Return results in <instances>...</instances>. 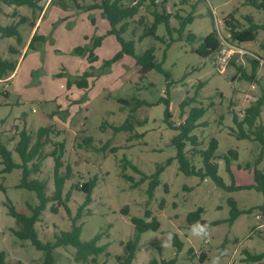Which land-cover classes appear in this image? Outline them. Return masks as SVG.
Returning a JSON list of instances; mask_svg holds the SVG:
<instances>
[{
    "label": "rangeland",
    "instance_id": "obj_1",
    "mask_svg": "<svg viewBox=\"0 0 264 264\" xmlns=\"http://www.w3.org/2000/svg\"><path fill=\"white\" fill-rule=\"evenodd\" d=\"M96 2L101 0H39L46 10L38 35L45 41L28 49L30 21L42 10L33 13L26 5L8 6L0 0V24H11L22 16L28 18L19 27L21 42L0 35V55L18 61L15 72L0 79L3 141L13 150L15 161L20 162L14 151L19 132L26 128L35 139L41 127H50V141L42 151L50 154L56 142H64L61 172L67 167L71 170L64 188V196L71 192L69 210L59 205L55 213L52 206L57 202H49L36 225L40 239L54 241L55 234L70 231L75 220L82 228L83 241L102 234L98 245H105V251L80 261L75 247L62 246L54 250L56 263L119 264L127 256L126 243L135 233L131 218L156 217L160 228L142 234L132 264H149L154 257L170 259L177 254L176 264H264V258L247 261L244 253L264 252V195L255 188H238L254 183L256 168L264 171V145L252 139L254 135L238 139L234 121V117L243 120L239 112L264 98V30H258L255 41L238 42L231 39L226 23L228 20L246 28L245 16L251 15L256 23L263 24L264 11L245 0H158L157 8L165 7L166 13L172 15L175 41L168 47L171 37L165 24L157 29L163 41L152 36L139 41L144 25L153 22V8L145 2L123 36L135 39L138 54L154 46L157 61L171 77L151 70L141 78L135 58L121 53V44L111 33L102 9L88 7ZM191 13L194 21L179 37L176 15ZM215 28L223 41L221 50H233L226 64L220 61L221 50L209 57L197 53ZM189 33L195 36L191 40ZM254 60L259 61L255 70ZM80 80L85 81L82 86L78 85ZM162 98L170 100L169 122L175 125L182 123L193 107L206 108L193 134L198 136L200 149L216 138V154L223 156L232 149L238 152V159L231 161V171L225 159L219 160V175L230 189L217 186L210 177L187 175L180 170L172 144L178 130L166 120ZM189 98L195 101L183 113L180 104ZM127 121L130 129L115 131V126ZM256 124L264 126V104ZM89 137L92 140L87 143ZM190 149L188 143L187 150ZM170 158H174L172 163L166 165ZM194 163L201 167L202 158L196 155ZM161 166L165 167L150 195V186ZM4 167L0 163V251L5 253L7 264L41 262L44 252L14 234L13 229L20 227L7 207L10 201L18 211L29 215L30 206L38 205L39 199L36 192L18 187L22 169L4 172ZM53 171L54 160L46 157L41 171L31 176L47 182L49 196L55 188ZM94 177L97 184L92 200L85 205L86 194L80 186ZM231 200L242 212L233 222ZM199 208L203 209L200 221L190 224L188 214ZM147 210L152 217H146ZM194 227L204 228L207 235H194ZM174 234L184 244L179 253L173 244Z\"/></svg>",
    "mask_w": 264,
    "mask_h": 264
},
{
    "label": "trees",
    "instance_id": "obj_2",
    "mask_svg": "<svg viewBox=\"0 0 264 264\" xmlns=\"http://www.w3.org/2000/svg\"><path fill=\"white\" fill-rule=\"evenodd\" d=\"M8 6H28L32 9L33 13L37 9L43 10V7L39 5V0H1ZM158 0H133L131 4L125 5V0H101V2H96L89 5L90 9L99 8L102 9L104 16L108 19L111 25V33L116 35L117 40L121 44L122 52L128 55H131L135 58L137 66H139V75L141 78L147 76L151 70H157L158 72L165 75L166 78H170V72L166 71L163 68L162 63L158 62L155 56V47H150L146 49L143 53L138 54L136 52V41L135 39H125L123 34L129 29V22L137 18L140 13V9L144 6L145 2L153 8V22L150 25H144L143 33L139 36V41H142L147 36H152L157 40L163 41L157 34V29L160 24H165L168 35L171 37L170 42L167 46H170L171 41H175L173 38L174 28L171 26L172 15L166 13L165 7H162L161 10L157 8ZM166 0H162L164 3ZM246 4L251 5L259 10L264 11V0H245ZM16 14V12H14ZM176 17L179 19V27L177 28V33L179 37H183L186 27L194 21V14H189L187 16ZM231 17H233L231 15ZM27 17L22 16L18 21L12 22L11 24L3 25L0 24V35L1 37H15L17 42H21L22 37L19 30L21 24L27 21ZM142 17L139 18V22L143 24ZM245 19L248 21V26L246 28H240L236 22H231L226 20L230 28V37L232 40L238 42H250L255 41L257 38L258 30H264V23L258 24L252 18L251 15H246ZM120 25V27H118ZM195 36L192 33L188 34L189 40L193 39ZM38 41H45V37L35 33L31 38L28 49L33 48L34 43ZM222 42L219 38L216 28L209 33L205 38L204 42L200 48L197 49V53L203 57H209L212 54L217 53L221 50ZM13 50V48H10ZM259 63L258 60H254V70L256 65ZM18 65V61H13L11 59L3 58L0 55V79H3L6 76L11 75L15 72ZM238 70H241L240 67H237ZM254 76H250L252 78ZM84 80L78 81V85L82 86ZM123 101V100H120ZM194 98L185 99L181 102L180 108L184 113L186 106L194 102ZM161 102H164L166 105V120L172 128L178 130L177 135L172 138V144L177 150L175 159L179 163L180 170L187 175H197L202 178L210 177L217 186L225 189H230L231 187L227 186L224 182V179L219 175V160L225 159L227 162V169L231 171V161L238 159V152L236 150H229L225 155L216 154L219 148V141L216 138H211L208 144V147L205 149L198 148L200 146L198 136L193 134V131L197 127L198 120L205 114V107H193L187 116L184 118L183 122L175 125L173 121L169 120L172 118L170 112V100L162 98ZM264 104V98H259L254 104L250 105L245 109L244 118L241 121H238L234 117V121L238 127V131L235 133L238 139H247L251 138L252 135L255 138L254 140L260 141L264 145V126L257 125V119L262 113V106ZM135 110H133L134 112ZM129 121L125 122L121 126H115V131L122 129H130ZM246 126L248 130L245 129ZM50 127H41L37 133L35 139H33L32 134L27 131L26 128H23L19 132V139L15 146V152L20 157V162L15 161L13 150L9 149L7 144L3 141L2 134L0 133V163L5 165L3 171L11 172L15 168L22 169V177L18 184L19 188L28 189L34 191L37 194L39 199V204L36 206H30L31 214H25L17 210V208L8 201L7 207L11 216H13L20 228L13 229L14 234L23 240H30L32 244L38 249L44 252V258L41 262H34L33 264H57L54 256V250L58 247H67L73 246L76 248V258L80 261H86L91 255L97 256L100 253L105 251V245H98L99 241L102 238V234L98 233L93 238L88 241H83L81 239L82 228L74 224L70 231H62L60 234H55L54 241L43 242L40 237L38 230L36 228L37 223L40 221V217L44 210L47 209L49 202L55 201L57 204L52 206V209L55 213H58V206L63 205L67 210L69 207L67 202L71 197V192L69 191L64 196V188L66 181L70 178L71 170L69 167L66 168L65 172H61L63 167V156L66 151L64 142H56L54 148L50 154L43 153V147L50 141ZM91 137L86 141L91 142ZM188 143L191 145V149L187 150ZM199 155L202 158V166L197 167L194 163V157ZM46 157H52L54 160V192L52 196H49L46 192L47 182L39 178H31L35 173L41 171L42 162ZM174 158L167 160L166 165L172 163ZM165 166L159 167L154 177V180L150 186V195H152L155 187L158 185V177L163 171ZM96 177L88 180L80 187L81 191L86 194L85 196V205L91 203V198L93 190L97 184ZM239 189H257L262 192L264 195V171L256 168L254 170V183L248 187H238ZM232 204V214L230 222H233L237 216L242 213L240 209L237 208L236 201L231 200ZM262 211L264 213V206H262ZM203 212L202 208H199L197 211L190 212L187 216V220L190 224H195L200 221L201 213ZM127 213V212H125ZM147 218L152 217L150 210H147L145 213ZM132 223L135 227V233L131 239L126 243L127 245V256L124 259L120 260L119 264H132L135 259L136 252L139 249V243L141 236L144 232L153 229L158 230L160 228V221L156 217H152V220H146L142 217L134 216L131 218ZM173 244L177 248L178 253L183 249V242L179 239L177 234L173 235ZM192 250H190L191 252ZM244 253L247 255V261L258 262L264 258V252L260 254H252L248 250H244ZM202 256L204 254L202 253ZM178 254L174 258L158 259L154 257L150 260L149 264H176ZM202 261L203 258L201 259ZM0 264H7L6 255L3 251H0ZM21 264V263H19Z\"/></svg>",
    "mask_w": 264,
    "mask_h": 264
},
{
    "label": "crops",
    "instance_id": "obj_3",
    "mask_svg": "<svg viewBox=\"0 0 264 264\" xmlns=\"http://www.w3.org/2000/svg\"><path fill=\"white\" fill-rule=\"evenodd\" d=\"M45 10H46V7H43V10L41 11L40 15L38 17H36L34 20L30 21L31 31H30V34L28 35L26 46H28V44H29L31 38L33 37V35L35 33L38 34L39 28L41 27V25L43 23L42 14L44 13Z\"/></svg>",
    "mask_w": 264,
    "mask_h": 264
},
{
    "label": "built area",
    "instance_id": "obj_4",
    "mask_svg": "<svg viewBox=\"0 0 264 264\" xmlns=\"http://www.w3.org/2000/svg\"><path fill=\"white\" fill-rule=\"evenodd\" d=\"M221 42H223V41H221ZM232 51H233V50H232L231 48H229V49H227V48H223V49L220 51V61H221L222 64H226V63L229 62L230 57H231V55H232ZM244 114H245V110L242 111V112H239V115H240V116H244Z\"/></svg>",
    "mask_w": 264,
    "mask_h": 264
},
{
    "label": "clouds",
    "instance_id": "obj_5",
    "mask_svg": "<svg viewBox=\"0 0 264 264\" xmlns=\"http://www.w3.org/2000/svg\"><path fill=\"white\" fill-rule=\"evenodd\" d=\"M192 232H193V234L194 235H204V236H206L207 235V232H206V230L204 229V228H196V227H194L193 229H192ZM170 238V237H169Z\"/></svg>",
    "mask_w": 264,
    "mask_h": 264
},
{
    "label": "water",
    "instance_id": "obj_6",
    "mask_svg": "<svg viewBox=\"0 0 264 264\" xmlns=\"http://www.w3.org/2000/svg\"><path fill=\"white\" fill-rule=\"evenodd\" d=\"M201 223H202V224H204L205 222H204V221H202Z\"/></svg>",
    "mask_w": 264,
    "mask_h": 264
}]
</instances>
